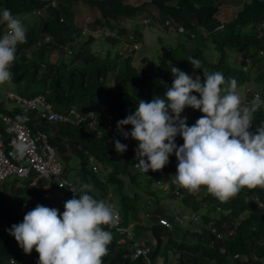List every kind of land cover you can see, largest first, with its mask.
<instances>
[{"label": "trees", "instance_id": "obj_1", "mask_svg": "<svg viewBox=\"0 0 264 264\" xmlns=\"http://www.w3.org/2000/svg\"><path fill=\"white\" fill-rule=\"evenodd\" d=\"M50 1L0 0V10L9 9L27 29L26 42L17 46L15 60L10 69L13 74L12 80L19 83V79L24 76H31L33 81H37L35 75L41 70V64H46L41 81L52 85L51 93L45 92L47 88L44 91L33 88L24 95L31 97L37 93H44L55 111L65 113L68 108L76 105L80 113L91 111L93 117H99L100 121L94 126L88 124L90 118L73 119L67 123L63 121L51 123L30 111H24L21 105L18 106L13 101L11 107H6L5 103L0 101V113L15 119L18 115H30L28 123L31 130L47 133L48 142L54 146L56 158L62 163L64 177L76 180L81 185L92 184L95 191L90 192V195L117 205L121 211L120 225L126 226L137 221L138 223H133L131 228V237L133 240H141L144 245L153 246L151 253L146 255L150 256L151 263L159 264L158 259H163L167 263V259L172 257L175 260L174 264H264V189L243 188L237 196L226 202L209 194L203 186L195 193L179 187L177 193L171 190L165 192L162 198L159 196L162 191L155 187L157 176L164 174L167 177L177 173L178 161L175 154L169 155V163L161 170L150 169L146 173L134 167L138 162L135 151L138 141L130 135L127 138L130 141L125 139L117 129V122L134 113L139 100L151 102L165 95L158 91L156 86L159 82L153 80L154 75L148 76L145 71H139V68L132 65L135 55L137 56L135 50L125 49L121 53V42L113 36L105 37V31H115L118 34H125L128 40L130 34L142 39L145 27L142 20L149 19V25L158 24L166 33L163 35L176 41L166 42L168 51L163 54L170 60H176L175 55L186 51L195 56L202 54V51L212 43L220 50L223 44H228L235 49L234 51H240L238 61L235 59L229 64H223L221 57L213 64H202V67L208 73H222L226 81L234 78L237 81V90L243 97V102L247 104L252 100V95L244 97V87L252 89V86L256 88L258 84L264 87V78H257L259 74L264 75V28L260 23L264 19V3L259 0H251L243 5L242 0H56L57 5L52 7ZM227 2L235 3L237 9L241 8L228 20L224 18L221 8V5ZM80 3L96 12H93L91 19L75 17L73 7ZM37 10L40 11L39 14L34 13ZM61 17L64 18L63 21H60ZM172 19L186 28L192 27L193 37L186 36L184 40L181 37L175 38L177 35H173L164 25L165 20ZM219 23L225 25L224 30L211 38L204 36L203 32L206 30L199 28L203 26L213 29ZM6 28V24L1 22L0 36ZM46 36L51 37V40L44 42ZM95 38L99 40L103 38L110 45H119L117 54L109 59L110 64L101 62L88 64L105 59L98 51L94 52L95 47L93 51L91 50ZM39 41H42L41 45L38 44ZM78 44H81L80 49L74 52L73 57L70 56L69 64H60L58 60H56L58 64H53L50 60L49 52L60 49L61 46H68L74 51L78 49ZM74 46L76 49H73ZM187 58L184 59L187 64L182 65L193 69ZM76 60L82 64L66 71L67 66ZM110 70L113 72L117 70L116 77L112 72L108 73ZM169 70V67H160L159 72L163 79H159L171 87L175 76L172 77ZM193 70L198 72L199 69ZM190 75L195 78L197 74ZM200 78L203 81V72ZM249 84L251 86H247ZM255 91L264 99V91L257 89ZM192 94L199 97L198 93ZM203 115L200 110L190 106L185 107L181 113L182 118L187 117L188 126H192ZM262 123L264 106L254 114L250 131L254 132ZM3 128L0 118V131ZM132 128L130 124L124 125L123 131L130 133ZM116 140L127 145V150L118 153L115 150ZM7 141L5 135L4 143L7 144ZM183 142V138L177 135L175 143L181 146ZM88 156H91L97 165V172L91 170L92 165H89ZM70 162L77 171L76 175L71 174V177L67 175L66 169ZM19 180L21 179L14 178L0 182V264H39V253L35 247L30 254L25 253L8 231L12 225L21 223L24 215L36 206L29 207L27 204L28 209L17 208L9 200L7 189H10V195L12 190H15V196L20 195L22 203L27 198H33L37 205L50 208L56 205L60 214L63 213L67 200L74 195L79 198V191L74 193L65 188H58L48 181L37 179L34 174L28 179L21 180L22 183ZM45 183L52 187L35 188ZM112 185L119 187L116 200L109 197L110 193L107 190ZM131 187L142 189L144 196L148 195L151 201L144 209L149 212L148 215H145V212L141 215V211L138 210L142 194L137 189H133L130 195L127 192L132 189ZM51 189L57 191L59 198L62 196L61 202H58L60 199L55 201L44 197V193ZM171 202L174 203L173 212L200 213L202 220L199 219L198 223L201 221L206 223L198 226L202 231L189 230V225H197V221L184 219L180 223L174 222L173 214L168 208ZM217 207L220 209L217 210ZM160 211L162 213L158 215ZM161 216L173 220L171 228L157 222ZM207 224L210 227L206 230ZM103 227L110 231L113 237L108 245V254L103 257V264H148L143 255L132 258L133 240L126 239V242L119 243L121 238L125 237V233H119L116 226ZM216 232H221L223 236L218 238ZM171 248L172 252L168 251ZM222 248L226 250L225 253L221 252Z\"/></svg>", "mask_w": 264, "mask_h": 264}, {"label": "clouds", "instance_id": "obj_2", "mask_svg": "<svg viewBox=\"0 0 264 264\" xmlns=\"http://www.w3.org/2000/svg\"><path fill=\"white\" fill-rule=\"evenodd\" d=\"M259 1L264 3V0ZM63 20L64 18L61 17L60 21ZM145 20L148 21L145 22ZM1 22L5 23L7 28L0 36V85L12 80L13 74L10 69L15 60L17 46L26 42L27 33L25 24L7 8L0 10ZM142 22L145 27L150 24L149 19H144ZM164 25L179 37H193L192 30L173 19L165 20ZM262 27L264 28V23ZM224 28L225 25L219 23L212 30L203 32V35L211 38L214 34L222 32ZM143 33L144 29L142 39L136 38L139 46L137 49H132L135 53L140 48L141 41L144 40ZM45 38L44 42L51 40V37L48 40ZM97 40L99 39H94V41ZM38 44L41 45L42 41ZM211 47L212 45L206 49ZM65 48L71 49L68 46H61L65 53H67ZM74 52L72 50V54H67L72 56ZM205 52L209 53L203 50L199 55ZM187 59L193 69H203V81L199 76L193 78L192 75L172 67L171 72L175 79L166 91L165 97H157L151 102L139 100L135 112L117 122V129L125 139L130 135L138 141V147L135 150L138 162L134 164V167L146 173L150 169L161 170L169 163V155L174 153L178 161L177 173L167 177L161 174L157 176L155 183V187L164 193L171 190L177 193L176 187L195 193L203 186L209 194L226 202L237 196L243 188L264 189V123L256 127L254 132L250 131L254 114L264 106V99L257 91L244 87L243 96L252 95V100L245 104L237 90V81L234 78L226 81L220 72L208 73L195 54H189ZM42 65L41 70H44L46 64L44 67ZM193 92L198 93L199 97L192 94ZM255 93L257 95L254 96ZM38 94L45 96L44 93L33 96ZM188 106L204 114L192 126L187 125V117H181V113ZM84 113L93 115L91 111ZM89 114L81 119L90 118L88 124L92 121ZM16 119L24 122L28 120V116L18 115ZM95 120L99 122L100 118L95 116ZM129 124L133 126L131 132L123 131V126ZM41 132L47 135L46 132ZM177 135L183 138L184 142L181 146L175 143ZM115 150L122 153L127 150V145L116 140ZM88 161L89 165H92L91 170L97 172L98 167L91 156H88ZM14 178L17 177L7 180ZM73 182L77 189L70 192L79 191V198L74 195L67 200L62 214L56 208L38 204L24 215L21 223L12 225L8 230L25 253L30 254L35 247L36 252L39 253V264H103V257L108 254V245L113 237L112 233L105 230L103 226L114 227L119 216L121 218V211L117 205L103 199L98 200L90 195L89 193L94 189L92 184L81 185L76 180ZM163 185H166V189ZM131 188L127 191L129 195L134 188L137 191L139 189ZM139 192L142 194L139 193L142 199L138 210L141 211V215L144 212L148 215L149 212L144 209L151 200L148 195L144 196L143 191ZM44 197L53 199L50 194L51 198L46 197L45 193ZM219 209L217 207V210ZM192 213L198 216L197 223L199 219L202 220L200 213L195 211L185 213L174 211L172 218L174 222L180 223L175 219V215L186 220ZM161 219H166L170 225L161 224L159 222ZM173 220L161 216L157 222L171 228ZM129 224L133 225V223ZM215 234L218 238L223 236L221 232ZM149 247L151 252L153 246L150 244ZM221 252L225 253L226 250L222 248Z\"/></svg>", "mask_w": 264, "mask_h": 264}, {"label": "built area", "instance_id": "obj_3", "mask_svg": "<svg viewBox=\"0 0 264 264\" xmlns=\"http://www.w3.org/2000/svg\"><path fill=\"white\" fill-rule=\"evenodd\" d=\"M50 5L55 7L57 5L56 0H51ZM36 13L39 14L40 11L37 10ZM147 21L145 20V22ZM105 34V36L116 37L121 42V53L125 49H137L139 46L134 34L129 35V40L125 34H118L115 31H105ZM45 39L48 40L49 37L47 36ZM65 50L68 54H72L71 49L65 48ZM42 66L44 67V64ZM5 98L13 101L18 106L21 105L24 111L33 112L35 116L46 119V121L51 123L59 121L67 123L73 119L81 120L89 114L80 113L76 106L68 108L65 113L57 112L52 108V104L46 100L43 94L28 97L7 91L5 92ZM89 115L92 117L90 124H95V117L92 114ZM0 118L4 126L3 130L0 131V182L12 177L28 179L31 177V174H34L37 179H42L45 182L48 181L51 185L54 184L58 188H65L67 191H75L77 189L73 181L63 176L62 163L56 158V150L48 142L47 135L40 130H31L28 123L30 115L28 116V120L24 122L2 113H0ZM5 135L8 139L7 144L4 143ZM174 179L175 177L173 176L172 180L174 181ZM163 188L166 189V185H163ZM175 189L178 191V187ZM45 196L49 197V193L45 192ZM175 219L179 222L184 220L179 215H175ZM188 219L196 221L198 216L192 213L188 216ZM120 221L121 218L119 216L115 226L119 233H125V237L121 238L119 243L126 242V239L133 240L131 237V228L133 225L128 224L127 226H123L120 225ZM159 222L166 226L170 225L166 219H161ZM132 244V258L143 255L148 261V264H154L150 262V256H146L151 253L149 246L144 245L139 239L133 240Z\"/></svg>", "mask_w": 264, "mask_h": 264}, {"label": "rangeland", "instance_id": "obj_4", "mask_svg": "<svg viewBox=\"0 0 264 264\" xmlns=\"http://www.w3.org/2000/svg\"><path fill=\"white\" fill-rule=\"evenodd\" d=\"M73 11H74V15L76 18L79 17V19L81 18H92L93 16V12L96 13L95 11H93V9H88L86 8V6H84L83 4L78 5V6H74L73 7ZM31 19V18H29ZM152 21V18H151ZM144 28V33H143V37L144 40L141 41V45L140 48L137 50V56L135 55L134 60L132 61V65H134L135 67L139 68V71H145L148 76H153V80H155V82H159L157 84V88L158 91H161L162 95L166 94V91L170 88L168 84H165L162 80L160 81L159 78L163 79L161 76V72H159L160 67H169L170 68V72H171V68L172 67H176L178 69H180L181 71L185 72L186 74H197L196 76H201L203 69H199L198 72L193 70V69H188L187 67L183 66L182 64H187V62L184 60L185 58H187V56L189 55V52H183V54H179V55H175V59L176 60H170L167 59V57H165V54H163V52H167L168 48H167V44L166 42H168V40H171V42H175L173 41V39H171L170 37H167L165 35L162 34L163 30L161 28V26H159L158 24H156L155 26H149ZM81 45V44H80ZM80 45L78 44L76 49V46L73 47V49L75 52H77L80 48ZM91 50L94 52L98 51L101 56H104V58L106 59H101V60H96V62H90L88 64H98V62H101L102 64H110L111 62L109 61V59L114 58V56L117 54L118 52V48L119 45L114 44V45H110L109 43H106V40L103 38H100V40L94 41V43L91 44ZM205 51L209 52L208 54L203 53V55H197V59H199L202 64H213V62L219 61L221 57H223V64H229V62H232V56L234 54L230 53V48L226 45H224L222 47V50H220L219 48H217L213 43H212V47L210 49H205ZM237 54V57L240 58V51H235ZM222 53V55H221ZM163 54V55H162ZM49 57L51 61H53V64H58V63H65V64H69V60H70V55H68L67 53H65L61 48L60 49H55L51 52H49ZM73 57V56H72ZM121 57V56H120ZM182 57V58H181ZM123 59V57L120 59V61ZM141 59H143V61H141ZM56 60H58V63L56 62ZM162 63V65H161ZM73 64V66H72ZM71 65L67 66V70H72L71 67H74L75 65L78 64H82L79 61H73ZM123 64V62H122ZM161 65V66H160ZM63 70V69H61ZM167 71V70H166ZM112 72V75L114 77H116V71L113 72V70L108 71ZM172 73V72H171ZM43 70H40L35 76L37 81H33L31 76L28 77H23L21 79H19V83L15 80H11L10 82H6L0 86L1 87V92H0V101H4L6 107H11L13 102L12 101H5L4 99V94L6 90L12 91L14 93H19L20 95H24L26 92L32 90L33 88L35 90L38 91H44L45 88H47L45 90V92L47 93H51L50 91L52 90V85H50L48 82L45 84L44 81H41V78L43 76ZM111 74V73H110ZM147 76V77H148ZM172 77H174V74L172 73L171 75ZM258 79H263L264 75L259 74ZM159 80V81H158ZM252 85H254V83L252 82ZM159 86V87H158ZM247 86H251L250 84ZM251 88V87H250ZM131 89V88H130ZM254 90H261L264 91V87L261 84L256 85V88H253ZM65 90V88H64ZM57 105H59V103H57ZM94 126V125H93ZM128 140V139H127ZM130 141V140H128ZM57 155V154H56ZM77 163L78 161L75 160ZM67 175L69 177H71V174L76 175L77 171L75 170L73 163L70 162L67 167ZM23 180V179H21ZM19 180L20 183H22V181ZM32 184V183H31ZM33 185V184H32ZM52 186L49 185L48 183H45L43 185H37L35 188H43V189H49ZM119 188L117 185H112L111 187H108V192L110 193V198H116L117 194H119L118 189ZM135 189V188H134ZM8 193H10V189H7ZM32 190V188L30 189V191ZM93 191H95V189H93ZM138 191H141V189H138ZM15 190H12V194L9 195V200L11 201V203H13L14 206H16L19 209H28V205L29 207H31V205H33V207L37 206V202L33 199V198H27L24 200V202H21L22 197L20 195L15 196ZM49 194L51 195V197L55 200L58 201L60 199L59 202H61L62 200V196L60 195L59 198V194L57 193V191L55 189H51V192H49ZM53 195V196H52ZM165 193L161 192L159 193L160 197H164ZM49 197V198H51ZM16 198H18L16 200ZM48 199V198H47ZM115 199V200H116ZM54 201V202H55ZM21 202V203H20ZM163 202H165V200H163ZM28 204V205H27ZM174 203L171 202V204L168 205L169 210L171 211V213L173 212L172 207ZM53 208H56V205L52 206ZM176 208V207H175ZM201 223H197V225L195 224H191L189 225V230L191 231H196V230H200V232L202 231V229L198 228V226L200 227ZM204 226V225H203ZM206 226V225H205ZM206 226V230H207ZM172 248L168 249V251L172 252ZM168 262L166 263L165 260L163 259H158V263L159 264H171V263H175L174 258L172 259V257L169 259H167ZM171 262V263H170Z\"/></svg>", "mask_w": 264, "mask_h": 264}, {"label": "crops", "instance_id": "obj_5", "mask_svg": "<svg viewBox=\"0 0 264 264\" xmlns=\"http://www.w3.org/2000/svg\"><path fill=\"white\" fill-rule=\"evenodd\" d=\"M231 1H233V0H231ZM251 0H242V5L244 4V3H248V2H250ZM240 4V3H239ZM236 4L235 3H233V2H227V3H225V4H222L221 5V8H222V12H224V18L226 19V20H228L229 19V17H232V16H234L236 13H237V11L238 10H240L241 8H239V9H237V7L235 6ZM224 23V22H223ZM260 23H264V19H262L261 21H260ZM200 29L202 28V29H204V30H206V31H210V29H209V27H203V26H201V27H199ZM188 29H190V30H193V28L192 27H189ZM212 30V29H211ZM246 30H248V28H246ZM162 31V33L163 34H166L165 33V31H163V30H161ZM218 33H220V32H218ZM174 35V34H173ZM213 36H216V34H214ZM175 38H177V39H180V37L179 36H177V37H175ZM181 39H185V38H183V37H181ZM224 45H226V46H228L229 48H230V53H232V54H234L233 56H232V60H237L238 61V57H237V54H236V52L234 51L235 49L234 48H232L231 46H229L228 44H223L222 45V47L224 46ZM1 87L2 86H0V92H1ZM7 91H9V90H6L5 92H7ZM5 95V94H4ZM4 99H5V96H4ZM5 101H8V100H6L5 99ZM4 102V101H3ZM33 175V174H32ZM10 194L8 193V196H9ZM162 212L160 211V213H157L158 215H160ZM134 224H136V223H138L137 221H135V222H133Z\"/></svg>", "mask_w": 264, "mask_h": 264}]
</instances>
